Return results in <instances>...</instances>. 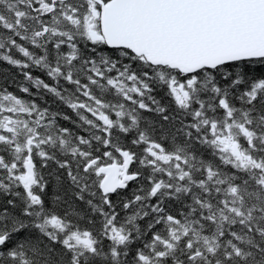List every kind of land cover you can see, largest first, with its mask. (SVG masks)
<instances>
[{"label": "snow or ice", "instance_id": "1", "mask_svg": "<svg viewBox=\"0 0 264 264\" xmlns=\"http://www.w3.org/2000/svg\"><path fill=\"white\" fill-rule=\"evenodd\" d=\"M0 264H264V0H0Z\"/></svg>", "mask_w": 264, "mask_h": 264}]
</instances>
